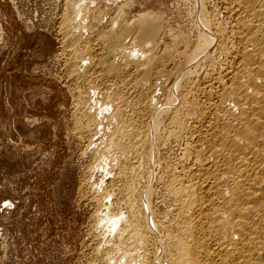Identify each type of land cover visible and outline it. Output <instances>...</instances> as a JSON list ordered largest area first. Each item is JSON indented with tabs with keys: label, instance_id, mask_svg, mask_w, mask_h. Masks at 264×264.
<instances>
[{
	"label": "rangeland",
	"instance_id": "obj_1",
	"mask_svg": "<svg viewBox=\"0 0 264 264\" xmlns=\"http://www.w3.org/2000/svg\"><path fill=\"white\" fill-rule=\"evenodd\" d=\"M199 1L214 22L229 27L222 0ZM199 4L0 0V264L165 263L159 223L171 203L165 188L177 146L198 138L205 125L200 112L222 90L214 85L208 92L211 71L201 60L189 63L193 75L166 62L167 54L194 55L205 29ZM144 14L161 24L152 46L128 40L102 61V36L133 27ZM212 50L218 57V47ZM151 55L166 57L164 67L176 77L152 79L151 89L138 91L130 58L147 65ZM99 61L117 66V77L106 75L108 65ZM175 116L181 128L171 126ZM170 129L181 140L169 137Z\"/></svg>",
	"mask_w": 264,
	"mask_h": 264
},
{
	"label": "bare ground",
	"instance_id": "obj_2",
	"mask_svg": "<svg viewBox=\"0 0 264 264\" xmlns=\"http://www.w3.org/2000/svg\"><path fill=\"white\" fill-rule=\"evenodd\" d=\"M222 1L229 14L228 28L218 21L214 22L213 19L216 17L212 19L213 14H211L212 17L208 16L205 7L200 5L203 2L196 0V3H200V21L205 29L202 34L200 33V42L197 40L199 43L196 42L197 45L193 49L194 55L191 56L193 52L190 55L176 53L178 55L175 57L166 55V62L170 63L171 60L174 71H187L189 63L199 60L207 64L210 68L209 72L211 71L208 75L210 78L209 93L212 92L214 85H222V90L217 96L218 101L210 102V98L207 99L204 111L200 112L198 119L205 124H203L202 132L200 131L198 138L195 136L196 140L193 143L180 142L176 150L177 158L170 168L165 190L171 197V203L170 201V205L167 203L170 206H167L169 211H164L167 212L166 217H162L159 223L166 231L163 240L164 247H162L164 250H161L162 254H166L167 258L164 256L166 264H264V0ZM129 25L122 26L118 34L102 36L100 40L104 39L105 43L103 51L100 49L102 61L110 57L117 49L116 47L128 40H131V43L145 46V48L152 46L161 29V24L147 18L145 14L139 17L137 23L135 21L133 27ZM178 41L180 43L179 39ZM214 46L218 47L219 55L217 54L216 58L210 56V49L212 50ZM165 58L162 62L152 56L150 63L146 62V66L138 62L140 58L136 59L137 61L135 58H130L131 69L129 67L128 69L138 75L136 79L134 78L135 82L132 79L134 89L139 91L145 87L148 88L152 79L161 76L165 77L166 81L170 79L167 77L173 76V72L165 69ZM229 58L230 61L226 63V59ZM122 59L119 64L122 63ZM128 61H124L123 64H127ZM104 62L99 61L98 64L103 63L104 65L106 63ZM112 63H107L108 66L104 65L107 70L106 75L108 72L109 76L112 74L117 77L120 70ZM128 69H124L125 73ZM189 71L190 69L187 71L190 74L185 72V75L195 73L194 71L191 74ZM185 75L184 78H188ZM173 77L175 78L176 75L174 74ZM186 84H184L185 87ZM190 84L192 86L193 83ZM210 94L206 96H211ZM184 95H187V92ZM182 111L179 113L181 114ZM176 116L171 117V126L181 128L182 121L180 120L179 123ZM177 135L176 130L169 132L171 138H179L180 135ZM145 192H147L146 195L148 192L150 194V189ZM150 199L151 197L147 200ZM162 200H164L163 197ZM147 204H149L148 201ZM135 207L137 208V206H134V209L131 208L133 225L138 222L135 218L137 214ZM141 234L144 233L141 231Z\"/></svg>",
	"mask_w": 264,
	"mask_h": 264
}]
</instances>
